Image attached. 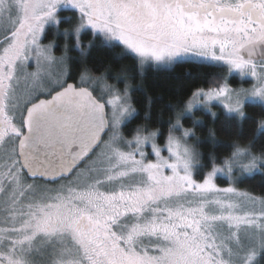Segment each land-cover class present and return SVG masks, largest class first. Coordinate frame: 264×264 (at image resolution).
<instances>
[{
    "label": "snow or ice",
    "instance_id": "1",
    "mask_svg": "<svg viewBox=\"0 0 264 264\" xmlns=\"http://www.w3.org/2000/svg\"><path fill=\"white\" fill-rule=\"evenodd\" d=\"M97 49L132 68L88 67ZM180 62L226 75L165 127L130 81ZM250 101L264 109V0H0V264H264V193L239 189L264 177V119L224 159L182 123L239 127Z\"/></svg>",
    "mask_w": 264,
    "mask_h": 264
},
{
    "label": "trees",
    "instance_id": "2",
    "mask_svg": "<svg viewBox=\"0 0 264 264\" xmlns=\"http://www.w3.org/2000/svg\"><path fill=\"white\" fill-rule=\"evenodd\" d=\"M50 39L49 37V41ZM84 43H88L87 37H85ZM70 55L73 59L77 58L75 52L70 53ZM88 67L100 69L101 72L109 71L116 75L121 71L131 69L132 62L131 60L120 59L118 51L97 49L90 57ZM133 71L137 74L130 81V85L133 89H137L135 99L142 102L146 95L153 99L155 104L151 110L150 118L165 127L170 120H174L178 106L186 103L194 91L198 88L207 89L216 83L217 76L223 77L226 75L223 67L217 65L209 66L202 62H180L169 69L148 67L145 71H140L139 69H134ZM233 81L235 82V80ZM138 107L141 110L140 122L142 123L145 106L141 103ZM246 112L249 119L239 127L226 124L221 119L213 121L209 114L205 115L202 112L196 115L197 120L201 121V123L193 128V131L196 132L199 140L200 150L205 155L212 154L220 159L226 158L236 142V137L238 135L248 137V134L258 127L259 121L264 119V109L259 104H248ZM221 113L223 112L219 111L218 115ZM183 120L187 128L192 127L191 118ZM132 126L135 127L136 125L133 124ZM210 132L212 133L211 136ZM219 184H223L220 179ZM239 188L261 195L264 193V177L256 175L254 178H245L242 183H239Z\"/></svg>",
    "mask_w": 264,
    "mask_h": 264
},
{
    "label": "rangeland",
    "instance_id": "3",
    "mask_svg": "<svg viewBox=\"0 0 264 264\" xmlns=\"http://www.w3.org/2000/svg\"><path fill=\"white\" fill-rule=\"evenodd\" d=\"M49 37L51 38V36H49ZM50 40H51V39H50ZM48 42H49V41H45V43H48ZM57 55H60V54H57ZM172 66H173V65H172ZM172 66H167V67H165V66H160V67H157V68H159V69H169V68H171ZM217 66L223 67L222 65H217ZM147 68H148V67H147ZM147 68H146V69H147ZM223 68H224V67H223ZM146 69H145V70H146ZM145 70H143V71H145ZM231 79H232V80H231ZM230 80H231V82H230ZM233 80H235V82H234ZM233 82H234V83H233ZM229 83H230V87H232V88H239V87L250 88V87H251V84H249V83H247V82H242V81L240 80L238 74H233L232 76H230V77H229ZM248 104H259V103H258L257 101H250ZM213 110L216 111L217 113H218L219 111H222V112L224 111L223 108H222V106H220V105H217L216 107H214ZM204 113H206V112H204ZM187 117L193 119V121L198 119V118H196V116H193L191 113L186 114L184 118H187ZM183 121H184V120H183ZM183 121H182V123L184 124ZM184 127L187 128L185 125H184ZM219 179L223 181V184H220V186H227V182H226V178H225V177H219V178H218V183H219ZM239 189H240V188H239ZM240 190H241V189H240ZM241 191H245V190H241Z\"/></svg>",
    "mask_w": 264,
    "mask_h": 264
},
{
    "label": "flooded vegetation",
    "instance_id": "4",
    "mask_svg": "<svg viewBox=\"0 0 264 264\" xmlns=\"http://www.w3.org/2000/svg\"><path fill=\"white\" fill-rule=\"evenodd\" d=\"M201 113V112H200ZM202 113H204V112H202ZM205 115H207L208 113H204ZM187 118H189V117H187ZM185 119V118H184ZM192 122H193V119H192Z\"/></svg>",
    "mask_w": 264,
    "mask_h": 264
}]
</instances>
